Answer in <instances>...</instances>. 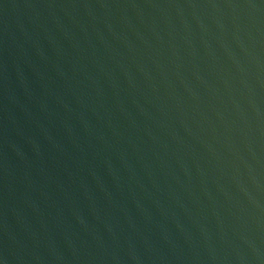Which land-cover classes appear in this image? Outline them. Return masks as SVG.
Masks as SVG:
<instances>
[{"label":"water","instance_id":"obj_1","mask_svg":"<svg viewBox=\"0 0 264 264\" xmlns=\"http://www.w3.org/2000/svg\"><path fill=\"white\" fill-rule=\"evenodd\" d=\"M0 264H264V0H0Z\"/></svg>","mask_w":264,"mask_h":264}]
</instances>
